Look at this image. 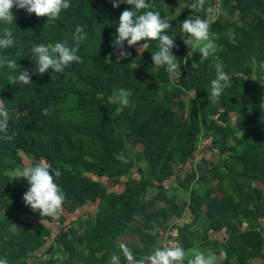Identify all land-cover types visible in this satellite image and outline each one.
I'll use <instances>...</instances> for the list:
<instances>
[{
	"label": "trees",
	"instance_id": "1",
	"mask_svg": "<svg viewBox=\"0 0 264 264\" xmlns=\"http://www.w3.org/2000/svg\"><path fill=\"white\" fill-rule=\"evenodd\" d=\"M146 2L147 10L172 25L166 34L174 38L172 52L181 60L178 78L152 66L158 41L138 50L143 41L132 47L125 42L130 56L118 60L112 41L120 13L131 8L124 3L113 8L111 0H70L72 6L52 24L13 8L14 23H0V36L8 27L15 41L0 49V56L17 59L32 82L10 84L13 70L0 67V99L9 112L8 134L15 133L10 141L0 139V258L6 256L9 264H110L112 254L121 255V238L127 235L135 240L125 244L140 258L162 246L160 231L170 224L185 250L211 246L219 256L217 250L226 249L227 259L218 264L264 261V112L259 107L264 72L251 63L253 57L264 62V0H207L206 6L227 15L211 24L217 49L206 60L198 47L183 43L179 26L188 16L205 17L187 7L194 0ZM178 2L185 9L173 16ZM80 25L82 63L53 77L51 71L38 74L31 45L65 39L74 45ZM217 64L232 77V86L213 99L210 82ZM121 89L130 93V106L123 110L115 94ZM45 108L49 115L41 114ZM202 138L210 139L217 159L204 156L177 176L188 192L181 199L165 182L194 158ZM40 159L61 171L56 183L65 198L56 219L27 206L22 199L27 181L5 172L23 160L28 166ZM102 178L121 181L123 188L111 190ZM151 189L155 193L148 196ZM90 203L96 204L94 214L78 216L49 242L53 229L45 221L63 222V213ZM186 211L191 221L176 224ZM121 261L125 264L122 255Z\"/></svg>",
	"mask_w": 264,
	"mask_h": 264
},
{
	"label": "clouds",
	"instance_id": "2",
	"mask_svg": "<svg viewBox=\"0 0 264 264\" xmlns=\"http://www.w3.org/2000/svg\"><path fill=\"white\" fill-rule=\"evenodd\" d=\"M112 7L117 8L121 3L131 6L130 10L125 9L120 13L118 26L115 29V38L112 41L114 49L118 50V60L125 59L130 53L125 51V42L128 47L137 45L138 49H148L150 41H158L157 50L151 53L152 66L164 68L174 79L180 77L181 63L172 52L176 47L174 38L167 33L172 25L162 19L158 11L150 9L146 0H111ZM207 0H194L187 7L195 11H203L205 17L188 16L179 23L181 32L184 33L183 43L189 47H198L202 60L214 55L217 49L215 44L216 34L210 31L211 24L220 15H227L222 10L212 4L206 6ZM70 0H0V23L5 25L13 24L15 16L13 8L23 9L28 14H35L36 17L47 18V23H54L60 16L62 10L71 7ZM146 10V11H142ZM82 25L77 26L73 34L74 45H70L68 40L62 42L49 43L47 45L32 44L29 51L35 60L36 72L44 74L51 71L52 77L61 74L65 68L72 63H82V58L77 54L80 41L85 38ZM15 43L13 32L10 28L3 29L0 36V49H8ZM233 43L235 40L233 39ZM254 70L264 72V62H257L255 57L251 58ZM6 66L12 69L8 81L10 84L21 83L30 85L31 74L17 63V59L8 56H0V67ZM261 83V82H260ZM210 95L213 99H218L224 89L232 86V77L227 74L220 64L216 65L215 78L210 82ZM195 95V93H194ZM130 93L127 90L119 91L118 102L123 108L130 106ZM260 110L264 112V98L260 102ZM42 115H49L50 108L42 110ZM9 112L0 99V139L12 140L15 133L8 134ZM61 176L59 169H54L44 159L34 161L23 167L18 172V177L27 181L29 187L23 194L24 203L33 211L39 212L41 217H51L56 219L62 211L64 193L56 183V179ZM120 254L123 256L125 264H217L218 260L227 259V251L219 248V256L215 253L207 255L198 248L185 250L179 243H166L155 247L150 254L137 258L131 248L125 243L119 245ZM121 255L112 254L110 264H122ZM0 264H9L7 257L0 258Z\"/></svg>",
	"mask_w": 264,
	"mask_h": 264
},
{
	"label": "rangeland",
	"instance_id": "3",
	"mask_svg": "<svg viewBox=\"0 0 264 264\" xmlns=\"http://www.w3.org/2000/svg\"><path fill=\"white\" fill-rule=\"evenodd\" d=\"M185 9V4L178 2L176 6L171 8V15L175 16L178 15L180 13V11H183ZM196 48V47H195ZM116 56V55H115ZM119 93V91H116L115 94L117 95ZM189 96H187L186 98H188ZM210 144V139H204L202 138L199 141L198 147L196 149L195 152V156L192 160H189L188 162H186L181 170H176V174L168 181L165 182V185L169 188V192L170 193H175L179 198L181 199H187L188 197V192L182 187H180V185L177 183V176L181 175V176H185V173L189 170H191L192 165L191 162L196 163L198 162L202 157H208L209 159L216 161L217 157L215 156V154L213 152H211L210 148L208 147ZM136 149H139V147ZM29 161L28 160H23V164H20L17 168L15 169H7L5 170V172L9 175V176H14V175H18V172L23 168L27 166V163ZM135 177H139L138 173H134ZM104 184L106 186H109V189L111 190H121L123 188V185L120 182L117 181H107L106 179L102 178L101 179ZM194 185V184H193ZM257 185L261 186V184L257 183ZM176 189V190H175ZM175 190V191H174ZM155 193L154 189H151L148 192V196H151ZM96 210V204L95 203H90V204H86L85 206H83L81 209H79L76 212L73 213H63L65 216V220L63 222H48L45 221L44 223H46L47 225H49L53 231H52V236L49 238V242L52 241L53 236L55 235L56 231H59L62 227H66L69 225V223L72 220H75L78 216H84L86 215L88 212H91L92 214H94ZM60 216V215H59ZM191 215L189 214L188 211L185 212L183 218L176 220L175 219V223L178 225H181L183 222H190L191 221ZM177 234V229L173 228L172 225L170 224V226H168L165 230H161L160 231V236L158 238V243H161L162 245L166 244V243H172L175 242V236ZM211 238H217V236L219 237V239H221L220 237V233H212ZM135 238H133L131 235H127L125 237L121 238V242L122 243H130L132 241H134ZM210 246V245H209ZM56 249V247H55ZM54 249V250H55ZM203 251L206 255L208 253H213V251L211 250V246L210 247H206L204 248ZM219 261V260H218ZM218 264V262H217ZM253 264H264L263 260H256L253 262Z\"/></svg>",
	"mask_w": 264,
	"mask_h": 264
}]
</instances>
